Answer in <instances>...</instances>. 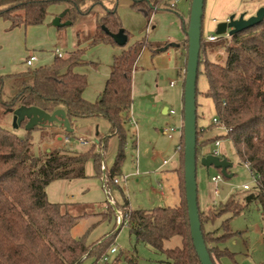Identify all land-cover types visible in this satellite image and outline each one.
<instances>
[{"label": "trees", "instance_id": "1", "mask_svg": "<svg viewBox=\"0 0 264 264\" xmlns=\"http://www.w3.org/2000/svg\"><path fill=\"white\" fill-rule=\"evenodd\" d=\"M118 2L0 0V18L9 21L12 28L40 25L46 21L52 5H64L67 8L66 19L75 22L78 17L100 5L105 8V13L98 21L100 33L93 37L91 44L119 45L103 29L105 27L115 34L124 29ZM206 3L207 0L205 9ZM130 7L143 14L148 21L159 11L176 12L186 35L184 44L188 55L189 17L186 19L179 13L177 6L171 7L170 0H130ZM124 31L127 36L126 47L114 56L106 85L94 102L83 96L88 85L87 75L76 70L88 63L83 58L84 48L77 47L62 57L56 54L53 62L41 66H29L25 61V68L0 75V109L7 114L22 105L37 106L48 112L64 108L71 122L95 116H102L110 122L109 134L118 137L119 149L114 165L104 174L108 192L115 178L121 174V165L126 156V123L130 121L133 103L134 66L145 47L157 53L159 49H154L155 45H167L152 42L147 36L128 44L131 33ZM220 49H224L225 56L223 61L218 62L211 57ZM201 72L208 80V89L204 95L211 98L215 105L218 120L215 124L226 129L225 134L216 139H229L240 163L247 165L257 178L254 187L245 190L248 192L242 198L231 196L221 202L223 205L214 212V216L207 214V221L212 223L227 213L231 214L220 226L224 233L217 239L224 242L236 234L229 226L231 217L244 213L253 203L264 214V20L230 38L220 36L216 41L204 38L203 22L199 74ZM199 92L197 84V97ZM182 112L184 115L183 109ZM35 129L41 131L39 142L51 138L58 140L59 133L49 132L48 127ZM202 133L203 130L198 126V154ZM72 135L74 133H69L70 137ZM110 135L101 139L100 153L95 152L94 148L78 154H68L62 148H45L38 152L32 131L19 135L0 123V264H82L89 257H94L96 264L109 253L124 225L129 227L136 244H146L164 254L167 263L201 264L191 236L186 199L184 133L178 149L182 194L178 205L133 209L128 199H124L118 207L123 221L115 225L112 232L90 243V230L79 237L73 236L72 230L83 214L74 212L71 203L50 201L47 187L58 179L86 177L89 159H93L97 174H103L104 149ZM199 214L214 264H218L217 257H234L235 253L228 247L220 248L218 244L209 246V235L204 230L201 208ZM177 236L181 238L180 245L165 246L168 240ZM119 259L117 256L113 264H118ZM126 260L127 264H143L137 255L128 256Z\"/></svg>", "mask_w": 264, "mask_h": 264}, {"label": "rangeland", "instance_id": "2", "mask_svg": "<svg viewBox=\"0 0 264 264\" xmlns=\"http://www.w3.org/2000/svg\"><path fill=\"white\" fill-rule=\"evenodd\" d=\"M250 1L263 0H247V3ZM186 3L187 0H180L178 9L181 11L182 6ZM49 10L50 13L46 21L40 25H22L12 28L9 21L0 18V75L14 73L25 68V61L31 54L37 57L34 66H41L54 61L57 48L64 55H67L73 49L80 47L85 49L83 58L88 62L80 66V70L88 74L90 92H95V86H97L101 73L104 71L103 68H109L111 56L118 46L120 47V45L110 43L89 44V41L100 33L98 31V21L105 13V8L100 5L95 6L90 13L81 15L77 20H74L75 22H72L73 19H66L67 8L64 5H52ZM118 10L123 23L130 27L131 39L139 34H148L150 40L153 39L154 41L155 39H161L158 37H165L168 31L172 30L171 23L168 22V20L171 21L169 19L171 15L170 17L159 15L155 23L153 18L148 24L147 19L130 7V0H119ZM163 12L169 11L156 13ZM172 14L176 18L178 17L176 12ZM213 15L216 16L213 11H206L204 38L211 33H215V30H208V23L213 18ZM59 16L62 17L61 22L63 25L61 26L54 24L55 18ZM159 21L163 24H160ZM157 23H159V26L155 30L153 27L157 26ZM154 30L155 33H152ZM179 31L180 34L183 33L182 30ZM225 37L230 38L231 36L225 35ZM177 39L179 40L180 38ZM219 39L220 36H218ZM172 43L175 42L173 41ZM164 45H155L154 49H160ZM170 51L172 53L175 52L174 48H171ZM149 53V49L145 48L138 61V72L134 74V84L137 85L138 89L148 88L153 90L155 96L142 99V95L138 94L135 97L132 107V122L128 121L126 123L128 132L125 147L126 156L121 165V174L115 178L120 183L111 184L112 187L109 192L106 189L104 174L108 173V170L115 163L119 149V139L116 135L109 134L110 122L104 117H98L92 123H88L87 126L90 131L84 136L90 140H95L99 137L96 140L97 144L93 143L87 149L94 148L95 152L100 153L102 152L101 139L110 135L107 146L104 149L103 174H97L93 159H89L86 164V177L58 179L51 182L47 187L50 201L71 203L74 212L83 214V217L73 228L72 234L74 237H78L90 230L88 235L89 243L112 232L115 225L118 226L120 224L119 218L122 213L118 207L119 204L124 202V199H128L130 207L133 209L174 206L180 203L177 174L172 170L179 157L176 150L179 145V135L176 134L175 138L170 139L161 132V128L166 126L167 123L177 126L176 119L183 109L185 75L177 69L161 68L162 70H160L159 66L163 63L165 64L166 60L162 61L160 57L156 58L159 53L153 55L154 57H151ZM224 56V49H220L211 58L221 62ZM184 60V67H186V50ZM93 61L98 62L99 66L95 67ZM171 81L176 82L174 87L171 86ZM207 84L208 80L205 74L201 72L198 79L200 91L198 97L201 98L202 104L198 102V116L199 118L203 117L199 110L203 106L204 118L206 121L212 122L210 123V128L214 131H211V134L215 132L225 134L224 128L217 127L213 123L215 117L214 103L212 99L204 95ZM164 105L175 109L177 114L171 115L172 117L163 114L161 108ZM134 120L138 121V125L133 124ZM0 123L19 135H23L26 132L24 124L14 127L13 114L10 112L7 114L2 109H0ZM32 132L33 141L36 143L35 149L38 152L45 148H62L68 154L82 152L80 151L81 149H65L64 145H61L56 138L39 142L41 140V131L34 129ZM49 132L54 131L50 130ZM79 135L82 134L75 132L71 137V143H75ZM135 137H137V146L134 143ZM201 137L199 140V157L212 153L216 148L213 141L203 147L205 141ZM220 140L221 156H226L233 162L229 172L234 175L231 178L224 176V180L219 184V195H215L213 192L211 176L217 175L221 171L213 166L207 170L200 162H198L197 168L198 183H200L199 205L203 213L204 230L209 235V246L218 244L220 248L228 247L235 253L234 257L225 256L222 260L217 257L218 264H221V261L222 264H264V214L255 203L250 204L244 213L231 217L229 226L236 234L224 242H219L217 238L224 233V229L220 227L222 222L229 218L231 214L223 215L215 223L208 222L206 219L207 214L214 216V212L218 211L223 205L221 202L227 201L231 196L242 198L248 192L243 188L245 183H250L252 187L255 185L253 184V175L250 169L247 165L240 163L232 142L223 137ZM165 162H168V164L165 165ZM162 164L163 166H161ZM213 200L217 202L216 205L211 210H206V205L212 203ZM117 212L120 216H118ZM180 244L181 238L177 236L168 240L165 246L175 247ZM114 245L121 247V249L110 256L109 262L100 260L97 264H113V260L117 256L120 257L118 264H127L126 258L132 255H137L143 264H170L166 262L164 254L155 251L146 244H136L135 238L131 235L127 225H124L119 231ZM94 262L95 258L89 257L82 264H94Z\"/></svg>", "mask_w": 264, "mask_h": 264}, {"label": "water", "instance_id": "3", "mask_svg": "<svg viewBox=\"0 0 264 264\" xmlns=\"http://www.w3.org/2000/svg\"><path fill=\"white\" fill-rule=\"evenodd\" d=\"M205 1L192 0L189 17V29L187 31L189 46L187 55V67L184 81V179L186 189V199L188 204V214L190 219V229L196 252L201 264H214L211 254L206 244L202 223L199 214V185L197 177L198 162L207 170L211 166L219 169L223 176L231 178L229 168L233 166L226 156H218L213 153H207L199 157L198 154V97L197 84L199 78V62L201 53V43L203 36V22L205 17ZM264 20V6H261L257 12L249 17L244 13L236 17L232 14L228 20L219 22L216 29L218 36H232L235 33L252 27ZM62 17H56L55 25H63ZM103 29L113 36L120 46L127 42V36L124 29L118 33H110L105 27ZM147 98H151L148 97ZM13 114V125L19 127L24 124L26 131H33L36 127H50L59 124L65 128L66 132L73 133L74 127L71 120L67 117L64 108H58L53 112H48L37 106H19L10 111Z\"/></svg>", "mask_w": 264, "mask_h": 264}, {"label": "crops", "instance_id": "4", "mask_svg": "<svg viewBox=\"0 0 264 264\" xmlns=\"http://www.w3.org/2000/svg\"><path fill=\"white\" fill-rule=\"evenodd\" d=\"M191 4H192L191 0H187V3L182 6L181 11L178 9V6L179 5H177V7H176L177 10H178V12L181 13V14H183L186 19L188 17H190ZM261 6H264V0L263 1H250L248 3H247V0H207L206 9H205V15H206V11L207 10L213 11V14L216 15V16L213 15V18L208 23V30H215V33H211V34H216V29H217L218 22H222V21L228 20V18L232 15V13L236 12V13H234L236 17H239L240 14H242V13H244L246 17H249V16L255 14L257 12V10ZM172 13H174V12L173 11H169V12H163V13L153 14V16L151 17V19L148 21V24H150V22H151V20L153 18L155 19L154 20V23H155L156 18L159 15L168 16V17H170V15H171V18H169L171 21L168 20V22L171 23L172 30H169L168 31V34L165 37L164 36L163 37H158V38H161V39H155L154 41H153V39H151V40H152V42H155V43H167L166 47H162L161 48L162 50L160 51V49H159V52H157V53H159V55L156 56V58L157 57H160V59H162V61H164V59L166 60L165 61V64L163 63L161 66H159V69L160 70H162L161 68H163V69L167 68V69H172V70L173 69H177V70H180L181 72H183L184 75H185L186 74L187 64H186V67H184V61H185L184 60V57H185V50H186V46L184 44V41L186 39V35H185L184 32L182 34H180V31L179 30H182V28L180 27L181 25L179 24L180 23V19L178 18L179 16L176 18L174 16V14H172ZM141 15L145 18V16L143 14H141ZM168 17H166V18H168ZM159 22H160V24H163L161 21H159ZM157 24H158L157 26L155 25L153 27V28H155V30L159 26V23H157ZM176 25H179V26H176ZM124 30H127V31H129L131 33V30H130L129 25H127L125 23H124ZM155 30L152 33H155ZM204 30H205V17H204ZM124 34H125V31H124ZM144 36H147L148 37V34H146V35L139 34V35L133 37L132 39L130 38L128 44H132L135 41L143 38ZM177 38H180V39L178 40ZM148 39L150 40L149 37H148ZM173 41L175 43H172ZM91 42H92V40L89 41V44H91ZM125 47L124 46H120V47L118 46L117 50H115L114 54L111 56L112 58H110V60H109V63H110L109 68L108 67H104L103 68L104 71H102V73H101L102 75H101V77L99 78V81L96 84L97 86H95V92H92V93L90 92V89H89V77L87 76L88 85H87L85 91L83 92V96L85 97V99H87L88 101L94 102L98 98L99 94L103 91V89H104V87L106 85L107 79H108V77L110 75L111 65H112L114 56H116L117 54H119ZM145 48H148L149 49V52H150L149 55L151 57H154L153 55H155L156 53L153 52V49H151L150 47H145ZM145 48L141 52L139 58L137 59V62L135 64V66H134V71H133V86H132V96H133L132 107H133V104L135 102V97L138 94L139 95H142V99H148L147 96L148 97L155 96V93H154L153 90H150L148 88L147 89H138L137 85L134 84V74H136L138 72L137 71L138 61H139L142 53L144 52ZM171 48H174V51H175L174 53H172L170 51ZM57 49H59V48H57ZM55 53H56V51H55ZM93 62H94L95 67L96 66L97 67L99 66L98 62H96V61H93ZM81 68H83V67H81ZM76 70L78 72H80V73H83V74L88 75L86 72L81 71L80 70V67H78ZM175 85H176V82L175 81H171V86L174 87ZM207 89H208V84H207L206 90ZM206 90H204V92ZM198 102H199V104L200 103L202 104L201 98H199V97H198ZM183 105H184V98H183ZM161 109H162L163 114H165V115H167L169 117H172L171 115H176L177 114V113L176 114H171L170 113V110L172 108H169V107H167L165 105L162 106ZM199 110H200V114L203 116V117H200L198 119V126L203 130V133H202L203 136L201 137V139L205 141V144L203 145V147H204V146H206L211 141H213L215 143L216 137L218 135H222L223 133L222 132H215V133L211 134V131H214L213 129L210 128V123H212V122H208L204 118L203 106L200 107ZM132 114H133V109L131 108V116H132ZM131 116H130V121L132 119ZM214 116L216 117L215 105H214ZM98 117H102V116H95V117L78 119L77 121H73L72 122V126L74 127V132L73 133L77 132V133L82 134V135L77 136L78 138L80 136H84V134H86V133H88L90 131V128L87 126L88 123H92ZM182 122L184 123V115H183V112H181V114L177 117L176 124L177 125H180ZM133 124L134 125H136V124L138 125V121H135L134 120ZM171 125H172L171 123H167L166 126H164V127L161 128V132L164 135H167L165 133L164 129L166 127H168V126H171ZM48 129L49 130H53L54 132L59 133L58 141L60 142L61 145H64L65 149H71V150L81 149L80 151H86V150H88L87 148L89 146H85V148H84V146H82V145H80L78 143V138H77V141L75 140L76 141L75 143H71V141L70 142H65V138L67 136H69V133L66 132L65 128H63L59 124L50 126V127H48ZM135 132H137V131H135ZM224 133H225V130H224ZM176 134L179 135V145H180L182 136L179 133H175V135ZM209 134H211V135H209ZM175 135L173 137H171V138L168 135L167 136H168V138L173 139V138H175ZM97 139H99V137L96 138L95 140H97ZM134 143H135V146H137V137H135ZM220 146H221V143H220ZM176 150L178 152V156L179 157H178V161L176 162V164H175V166L173 167L172 170L177 174L178 193H179V198H180V202H181L182 197H181V192H180V177H179V171H178L179 168H180V164H181V160H180L181 158H180V152L178 151V147H177ZM164 164L166 165V164H168V162H165ZM161 166H163V164ZM159 184L161 185V183H159ZM198 185L200 186V183H198ZM161 193H163V192L161 191ZM216 203L217 202L215 200H213L212 203H208L206 205V208L205 209L206 210L212 209L213 206L216 205ZM223 257H225V256H223ZM222 258L220 260H222ZM221 264H222V261H221Z\"/></svg>", "mask_w": 264, "mask_h": 264}, {"label": "built area", "instance_id": "5", "mask_svg": "<svg viewBox=\"0 0 264 264\" xmlns=\"http://www.w3.org/2000/svg\"><path fill=\"white\" fill-rule=\"evenodd\" d=\"M178 2H180V0H170V3H171V7H176L177 5H178ZM206 39L208 40V41H216L217 39H218V36L216 35V34H209V35H207V37H206ZM56 54L58 55V56H60V57H62L64 54H63V52L60 50V49H57L56 50ZM37 60V57H36V55H34V54H31V55H29L28 57H27V60H26V63H27V65H29V66H32V65H34V62ZM170 113L171 114H176L177 112H176V110L175 109H171L170 110ZM218 122V120H217V118L215 117L214 119H213V123H217ZM224 130L226 131V129L224 128ZM164 131H165V133L171 138V137H173L174 135H175V133H179L181 136H183V133H184V124H183V122L180 124V125H177V126H175V125H171V126H168V127H166L165 129H164ZM71 141V138L69 137V136H67L66 138H65V142H70ZM78 143L80 144V145H82V146H90L91 144H93V143H96L97 144V141L96 140H90V139H88L87 137H85V136H80L79 138H78ZM220 143H221V140L220 139H218V140H216L215 141V146H216V148L213 150V154H215V155H218V156H221V151H220ZM180 148V145L178 146V149ZM249 168V167H248ZM211 180H212V182H213V192H214V194L215 195H219L220 194V189H219V184L224 180V176H223V174L222 173H218L217 175H213V176H211ZM115 182L116 183H120V181L118 180V179H115ZM256 182H257V178H256V176H254L253 175V184H256ZM243 188L245 189V190H250V189H252V186H251V184L250 183H245L244 185H243ZM118 211V210H117ZM119 212V211H118ZM117 212V213H118ZM120 213V212H119ZM119 213H118V216H120V224L122 223V221H123V215L122 214H120L119 215ZM121 249V247H119V246H116V245H114V246H112L111 248H110V250H109V253L108 254H106L105 256H103L102 258H101V261H104V262H109L110 261V256L111 255H114V254H116L119 250ZM97 264V263H96Z\"/></svg>", "mask_w": 264, "mask_h": 264}]
</instances>
